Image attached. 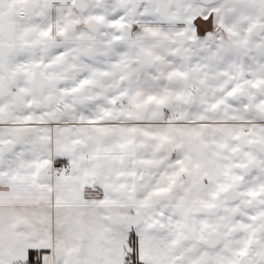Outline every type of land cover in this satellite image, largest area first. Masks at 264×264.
I'll use <instances>...</instances> for the list:
<instances>
[{
	"label": "snow or ice",
	"instance_id": "snow-or-ice-1",
	"mask_svg": "<svg viewBox=\"0 0 264 264\" xmlns=\"http://www.w3.org/2000/svg\"><path fill=\"white\" fill-rule=\"evenodd\" d=\"M0 264H264V0H0Z\"/></svg>",
	"mask_w": 264,
	"mask_h": 264
}]
</instances>
